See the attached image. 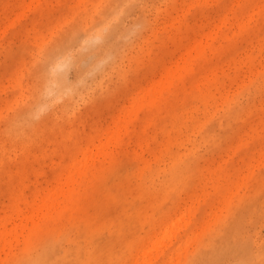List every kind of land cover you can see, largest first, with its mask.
<instances>
[{
    "label": "rangeland",
    "instance_id": "obj_1",
    "mask_svg": "<svg viewBox=\"0 0 264 264\" xmlns=\"http://www.w3.org/2000/svg\"><path fill=\"white\" fill-rule=\"evenodd\" d=\"M0 264H264V0H0Z\"/></svg>",
    "mask_w": 264,
    "mask_h": 264
}]
</instances>
